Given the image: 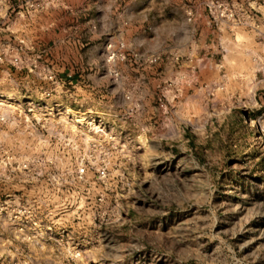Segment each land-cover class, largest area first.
Returning a JSON list of instances; mask_svg holds the SVG:
<instances>
[{"label":"rangeland","instance_id":"374dc122","mask_svg":"<svg viewBox=\"0 0 264 264\" xmlns=\"http://www.w3.org/2000/svg\"><path fill=\"white\" fill-rule=\"evenodd\" d=\"M149 2L86 95L0 41V264H264V0Z\"/></svg>","mask_w":264,"mask_h":264},{"label":"crops","instance_id":"0c3cea01","mask_svg":"<svg viewBox=\"0 0 264 264\" xmlns=\"http://www.w3.org/2000/svg\"><path fill=\"white\" fill-rule=\"evenodd\" d=\"M149 1L131 0L128 6L126 0H0V41L11 40L13 52L17 50L16 40L21 42L18 47L26 56L25 60L29 63L30 69H38L33 73L34 77L41 79L48 72L49 76L54 75L58 81L55 89L67 90L69 89H65L67 86L75 89L78 94L86 95L92 90L91 83L87 82L88 76L78 72L74 73L68 67L71 62H78L80 57H71L68 52L60 53V50L55 52V55H52V52L59 48L62 50L65 48L68 51L71 48L75 50L79 46L83 51L84 46L96 45V41L102 37L95 30L96 23L103 25L105 33L109 34L108 39L107 36L105 37L104 45L108 42L116 45L122 43L129 23L133 25L127 15L128 8L132 9V15L135 18L133 21L141 23L138 19H141L145 11L159 8L156 2ZM26 2L38 4V7L31 8L29 4L28 6L21 4H26ZM10 9L11 19H6L5 15L10 13ZM15 12L17 15L14 16ZM47 35H49L48 39ZM142 38L143 36L141 40ZM150 39L148 37L146 41L140 40V43L153 45L152 42H154L158 45L160 42L159 36L152 38L149 42ZM85 40L87 42L84 45ZM156 40L158 43L155 42ZM50 53H52L51 57H45ZM14 58L19 59L16 56ZM94 58L95 56L91 57L92 60ZM206 67L207 64L203 62L193 69L195 81L199 80V75ZM186 72L189 71L186 70ZM186 72L181 68L178 73L179 77L187 76ZM186 87L187 84H182L180 88L184 90Z\"/></svg>","mask_w":264,"mask_h":264},{"label":"built area","instance_id":"2783aa9c","mask_svg":"<svg viewBox=\"0 0 264 264\" xmlns=\"http://www.w3.org/2000/svg\"><path fill=\"white\" fill-rule=\"evenodd\" d=\"M29 6L31 8H37L38 4L31 3V4H29ZM125 49H126V47H125L124 43H120L119 46H118V49H116V45L109 44L107 46V48H106L107 63L115 64L118 61H122V62L128 61V58H131V57H129V55H127V52H126ZM132 57L134 59L138 58L137 55H134ZM109 75H110L111 78L116 79V80H119L121 78L120 72L117 71V69L110 68ZM49 79H50V82H52L53 85L58 84V81H57V79L54 76H50ZM53 91H54V89L52 90V92ZM85 173H86V169L85 168H81L79 170V175L80 176H83ZM106 176H107L106 170H102L100 172V177L105 178Z\"/></svg>","mask_w":264,"mask_h":264},{"label":"bare ground","instance_id":"6f19581e","mask_svg":"<svg viewBox=\"0 0 264 264\" xmlns=\"http://www.w3.org/2000/svg\"><path fill=\"white\" fill-rule=\"evenodd\" d=\"M85 120H86V119H83V121H85ZM81 121H82V120H81ZM81 121L79 120V121H76V122H81ZM91 124H92V123H91ZM68 125L71 126V129L75 130V126H73L72 124H69V123H68ZM94 129H97V127L95 126ZM91 138H92V137L90 136V134H88V133L85 134V139H86L87 142H90Z\"/></svg>","mask_w":264,"mask_h":264}]
</instances>
